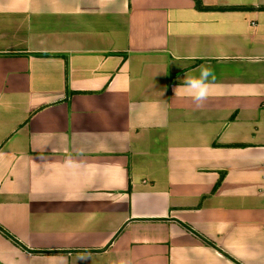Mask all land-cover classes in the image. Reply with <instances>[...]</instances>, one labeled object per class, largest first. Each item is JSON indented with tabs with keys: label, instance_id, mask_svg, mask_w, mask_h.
<instances>
[{
	"label": "crops",
	"instance_id": "0c3cea01",
	"mask_svg": "<svg viewBox=\"0 0 264 264\" xmlns=\"http://www.w3.org/2000/svg\"><path fill=\"white\" fill-rule=\"evenodd\" d=\"M200 3L0 0V264H264V0Z\"/></svg>",
	"mask_w": 264,
	"mask_h": 264
},
{
	"label": "clouds",
	"instance_id": "9594fccd",
	"mask_svg": "<svg viewBox=\"0 0 264 264\" xmlns=\"http://www.w3.org/2000/svg\"><path fill=\"white\" fill-rule=\"evenodd\" d=\"M258 59L259 58H257V60ZM195 71H197L199 75H186L182 86L188 91L196 108L199 109L203 108L206 105V102L210 99V85L215 81L216 77L211 67L201 65ZM83 155V150L77 152V156L82 157ZM66 162L69 165L76 163L71 154L67 156ZM118 264H127V262L121 259Z\"/></svg>",
	"mask_w": 264,
	"mask_h": 264
},
{
	"label": "trees",
	"instance_id": "16d2710c",
	"mask_svg": "<svg viewBox=\"0 0 264 264\" xmlns=\"http://www.w3.org/2000/svg\"><path fill=\"white\" fill-rule=\"evenodd\" d=\"M193 2H194V6H195L197 9H198V8H203V7L201 6L200 0H193ZM0 231L3 232V233L5 234V236H7V237H9L10 239H12L7 233H5V232L3 231V229H2L1 227H0ZM202 239H203V241H205V243H208V244L212 245V243L206 241L204 238H202ZM212 246H213V245H212Z\"/></svg>",
	"mask_w": 264,
	"mask_h": 264
}]
</instances>
